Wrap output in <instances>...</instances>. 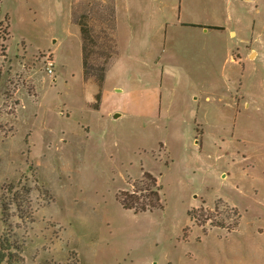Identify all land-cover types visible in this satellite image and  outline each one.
Segmentation results:
<instances>
[{
    "label": "rangeland",
    "instance_id": "1",
    "mask_svg": "<svg viewBox=\"0 0 264 264\" xmlns=\"http://www.w3.org/2000/svg\"><path fill=\"white\" fill-rule=\"evenodd\" d=\"M113 1L117 54L94 108L70 14L108 0H0L10 264H264V0ZM143 173L163 209L123 210ZM200 207L227 229L236 211L238 227L196 225Z\"/></svg>",
    "mask_w": 264,
    "mask_h": 264
},
{
    "label": "trees",
    "instance_id": "2",
    "mask_svg": "<svg viewBox=\"0 0 264 264\" xmlns=\"http://www.w3.org/2000/svg\"><path fill=\"white\" fill-rule=\"evenodd\" d=\"M88 4L90 7L81 14L82 16L75 18L74 12H72L70 14V22L78 27L80 34L82 79L85 82L95 83L98 88L94 104V108H97L107 69L109 68L111 60L117 54L115 41V5L113 0H108V3L89 2ZM96 13L98 14L96 15ZM101 15L104 17L102 18ZM93 20H99V25L103 27L100 32L102 34L101 38L95 33L94 28L89 25V22ZM105 52V58L100 62ZM7 188L8 191L12 189L11 186H7ZM161 191L162 187L159 185L157 179L149 173H143L141 180L133 184V190L130 192H121L117 198L123 210L131 211L134 214L150 213L154 210L158 211L163 209L164 201ZM24 192L28 194L29 188L25 187ZM215 210H217L216 205L213 211L215 212ZM198 211L202 212L198 217L193 215L192 210L187 212L188 217L198 226H204L209 222L211 227L222 228L227 230V232L238 227L240 216L236 211H232L234 222L232 228L229 229L214 223L209 216H204L203 213H209L207 209L200 207ZM12 247L11 238L8 235H2L0 237V264L4 262L10 264V250Z\"/></svg>",
    "mask_w": 264,
    "mask_h": 264
},
{
    "label": "crops",
    "instance_id": "3",
    "mask_svg": "<svg viewBox=\"0 0 264 264\" xmlns=\"http://www.w3.org/2000/svg\"><path fill=\"white\" fill-rule=\"evenodd\" d=\"M196 25H197V24H192V27H196ZM204 32H206V30H204ZM233 35H234V33H232V36H233ZM108 72H109V71L107 70L106 75H108ZM106 75H105V76H106ZM106 78H107V76L105 77V79H106ZM105 79H104V81H105Z\"/></svg>",
    "mask_w": 264,
    "mask_h": 264
},
{
    "label": "water",
    "instance_id": "4",
    "mask_svg": "<svg viewBox=\"0 0 264 264\" xmlns=\"http://www.w3.org/2000/svg\"><path fill=\"white\" fill-rule=\"evenodd\" d=\"M118 117H119L118 115H114V116H113V119H116V118H118Z\"/></svg>",
    "mask_w": 264,
    "mask_h": 264
},
{
    "label": "built area",
    "instance_id": "5",
    "mask_svg": "<svg viewBox=\"0 0 264 264\" xmlns=\"http://www.w3.org/2000/svg\"><path fill=\"white\" fill-rule=\"evenodd\" d=\"M48 73H49V74H52V72H51V70H50V69H49Z\"/></svg>",
    "mask_w": 264,
    "mask_h": 264
}]
</instances>
